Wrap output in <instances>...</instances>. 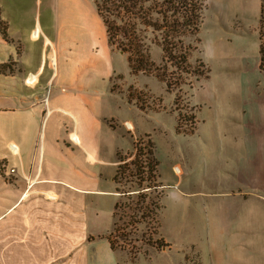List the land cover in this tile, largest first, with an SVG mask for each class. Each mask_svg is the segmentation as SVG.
I'll use <instances>...</instances> for the list:
<instances>
[{
    "label": "rangeland",
    "instance_id": "1",
    "mask_svg": "<svg viewBox=\"0 0 264 264\" xmlns=\"http://www.w3.org/2000/svg\"><path fill=\"white\" fill-rule=\"evenodd\" d=\"M99 1H90V7L83 0H4L1 4L10 18L29 13L34 23L51 29L55 17L59 23L67 17L70 25L83 23L87 13L97 14ZM260 6L261 0H203L198 32L183 39L184 48H190L192 68L200 74L187 76L186 84L170 93L154 77L131 75L126 57L116 54L123 75L116 77L114 91L127 100L131 94L132 102L145 111L137 106L126 109L109 122L108 142L87 166L101 174L99 189H113L115 195L96 194L95 203L103 214L111 215L119 200L113 180L115 163L119 156L127 163L133 160L134 140H150L158 161V190L163 193L159 236L169 245L162 250L149 247L145 253L137 244L136 251L141 247L144 253L136 257L127 246L118 247V264H264L257 253L236 248L238 240L263 234L262 220L253 219L257 212L249 217L246 209L228 198L251 182L264 185ZM206 28L220 36L205 33ZM163 56L159 47H152L157 67H162ZM172 72L179 73L169 67ZM219 82L226 85V92L219 90ZM136 187L121 185V191L132 193ZM239 217L242 229H235ZM263 246L258 240L253 248L260 251Z\"/></svg>",
    "mask_w": 264,
    "mask_h": 264
},
{
    "label": "crops",
    "instance_id": "2",
    "mask_svg": "<svg viewBox=\"0 0 264 264\" xmlns=\"http://www.w3.org/2000/svg\"><path fill=\"white\" fill-rule=\"evenodd\" d=\"M2 2L9 41L0 34V264H118L108 240L113 212L95 203L96 194L114 190H100L101 174L87 165L108 142L109 122L136 107L114 91L121 53L109 45L97 10L83 23L55 17L49 29L29 13L10 18ZM10 143L19 160L3 158ZM228 195L263 223L262 235L236 248L264 259V246L253 248L264 244V185L251 182ZM234 222L242 229L240 217Z\"/></svg>",
    "mask_w": 264,
    "mask_h": 264
},
{
    "label": "trees",
    "instance_id": "3",
    "mask_svg": "<svg viewBox=\"0 0 264 264\" xmlns=\"http://www.w3.org/2000/svg\"><path fill=\"white\" fill-rule=\"evenodd\" d=\"M203 0H100L96 10L106 27L108 43L126 57L131 75L142 74L165 84L168 93L185 85L187 76L200 73L190 63V48L183 39L196 34ZM260 71L264 74V0L260 6ZM0 34L9 41L7 25L0 17ZM163 52V65L157 67L152 59V47ZM174 67L179 73H169ZM171 74L177 75L172 77ZM130 103L133 97L130 94ZM136 101H139L136 96ZM145 111L142 105L135 104ZM133 160L126 162L119 156L113 178L119 200L114 204V228L109 235L112 250L127 246L131 253H146V248L162 250L169 245L159 236L162 191L158 175V161L150 140H134ZM133 167L131 170L130 167ZM137 185L132 193L122 192L121 185ZM126 194L127 197H126ZM143 247L136 251V245ZM133 250H135L133 252ZM143 252V253H144Z\"/></svg>",
    "mask_w": 264,
    "mask_h": 264
},
{
    "label": "built area",
    "instance_id": "4",
    "mask_svg": "<svg viewBox=\"0 0 264 264\" xmlns=\"http://www.w3.org/2000/svg\"><path fill=\"white\" fill-rule=\"evenodd\" d=\"M125 126L129 129V131H132L133 130V128H132V126H131L130 123H125ZM72 140L75 141V142L77 141V137H76L75 134L72 135ZM3 158L4 159L19 160L20 159V156H19L18 146L16 144H14V143H10L8 145V147H7V152H6V154L4 155ZM178 172L179 171L176 170V173H178ZM14 173H16V170L14 168H9L8 169V174L9 175H12ZM29 187H31V186L29 185ZM47 198L50 199V200H53L54 199V196L51 195V194H47Z\"/></svg>",
    "mask_w": 264,
    "mask_h": 264
},
{
    "label": "bare ground",
    "instance_id": "5",
    "mask_svg": "<svg viewBox=\"0 0 264 264\" xmlns=\"http://www.w3.org/2000/svg\"><path fill=\"white\" fill-rule=\"evenodd\" d=\"M205 33H210V34L213 35L214 37H219V36H220L219 33H218V31H215V30L210 31V30H208L207 28L205 29ZM218 86H219V90H220L221 92L224 93V92L227 91V87H226L225 84L219 82Z\"/></svg>",
    "mask_w": 264,
    "mask_h": 264
}]
</instances>
